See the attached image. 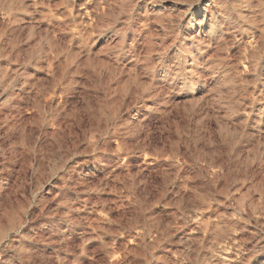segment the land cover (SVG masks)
<instances>
[{
	"label": "rangeland",
	"instance_id": "obj_1",
	"mask_svg": "<svg viewBox=\"0 0 264 264\" xmlns=\"http://www.w3.org/2000/svg\"><path fill=\"white\" fill-rule=\"evenodd\" d=\"M0 264H264V0H0Z\"/></svg>",
	"mask_w": 264,
	"mask_h": 264
}]
</instances>
